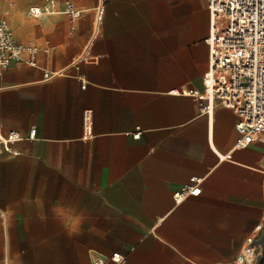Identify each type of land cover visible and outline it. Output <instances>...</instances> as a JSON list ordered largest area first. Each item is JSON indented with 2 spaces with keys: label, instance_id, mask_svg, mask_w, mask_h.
<instances>
[{
  "label": "crops",
  "instance_id": "crops-1",
  "mask_svg": "<svg viewBox=\"0 0 264 264\" xmlns=\"http://www.w3.org/2000/svg\"><path fill=\"white\" fill-rule=\"evenodd\" d=\"M2 18L38 53L0 76V133L22 137L0 152V264H233L264 220V136L237 148V116L187 94L208 68L206 1L0 0ZM191 178L200 194L176 205Z\"/></svg>",
  "mask_w": 264,
  "mask_h": 264
},
{
  "label": "built area",
  "instance_id": "built-area-1",
  "mask_svg": "<svg viewBox=\"0 0 264 264\" xmlns=\"http://www.w3.org/2000/svg\"><path fill=\"white\" fill-rule=\"evenodd\" d=\"M209 12L208 68L202 78V91H188L200 102L201 114H209L213 104L232 111L237 116L235 130L240 135L237 148H244L264 136V0H204ZM66 13L77 18L80 11L70 5ZM7 11L5 15H7ZM33 17L54 13V4L48 1L42 8H32ZM98 24V22H96ZM47 52V50H46ZM38 49L23 46L13 38L4 18L0 19V76L12 65L27 57V64L36 67ZM74 68L78 70L77 62ZM61 73L44 72L48 81ZM83 84V77H78ZM177 94V92H176ZM206 102V105L203 103ZM93 114L85 110L82 114L83 139H92ZM133 138H139L137 131ZM22 137L10 131L5 136L0 133V152H10V146ZM200 179L191 178L189 185L173 195L176 205L187 197H197L201 189ZM264 231V220L252 237L245 241L233 264H256L259 242ZM124 258L118 254L110 257L90 256V264H121Z\"/></svg>",
  "mask_w": 264,
  "mask_h": 264
},
{
  "label": "water",
  "instance_id": "water-1",
  "mask_svg": "<svg viewBox=\"0 0 264 264\" xmlns=\"http://www.w3.org/2000/svg\"><path fill=\"white\" fill-rule=\"evenodd\" d=\"M263 239H264V238H261V239H260V242L263 241ZM258 245H259V242H257V241L253 244V246L256 247V248L258 247ZM261 259H262L261 256H260V255H257V261H256V264H259V262L261 261Z\"/></svg>",
  "mask_w": 264,
  "mask_h": 264
},
{
  "label": "trees",
  "instance_id": "trees-1",
  "mask_svg": "<svg viewBox=\"0 0 264 264\" xmlns=\"http://www.w3.org/2000/svg\"><path fill=\"white\" fill-rule=\"evenodd\" d=\"M259 264H264V261L261 259V261L259 262Z\"/></svg>",
  "mask_w": 264,
  "mask_h": 264
}]
</instances>
